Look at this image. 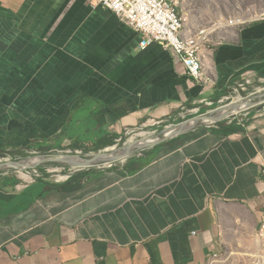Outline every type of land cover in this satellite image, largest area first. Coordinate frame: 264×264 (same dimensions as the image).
<instances>
[{"label": "crops", "instance_id": "obj_1", "mask_svg": "<svg viewBox=\"0 0 264 264\" xmlns=\"http://www.w3.org/2000/svg\"><path fill=\"white\" fill-rule=\"evenodd\" d=\"M139 42L89 0H0V157L58 139L102 151L264 84V19L202 47L203 83ZM119 162L59 182L0 181V264H226L264 242V107Z\"/></svg>", "mask_w": 264, "mask_h": 264}, {"label": "rangeland", "instance_id": "obj_2", "mask_svg": "<svg viewBox=\"0 0 264 264\" xmlns=\"http://www.w3.org/2000/svg\"><path fill=\"white\" fill-rule=\"evenodd\" d=\"M179 3V10L183 15L184 24H190V26H202L201 29L208 30L209 33L213 32V26L228 23L229 20L239 19L243 21L245 24L249 25L253 22L263 20L264 19V0H177ZM187 21V23H186ZM227 26L220 28L217 30L212 37H215L217 33L226 28ZM239 27V26H232ZM185 29V27H184ZM183 35H186L182 32ZM186 37H188L186 35ZM258 97L264 99V84L253 85L251 88H246L243 92H236L232 95L229 100L224 101L222 104L217 105L220 108H223L221 111L226 110L229 111L230 104H233L236 101L243 102L245 100H250L251 102L257 101ZM236 98V99H235ZM264 105L259 108L262 109ZM246 113H250V109L245 112H241L238 114L237 118H241ZM231 118V117H230ZM193 119V118H192ZM192 119H183L177 123H167L161 122L160 125L150 126L148 128L137 129L133 132L125 135L121 141L118 142L116 146H113L102 151L96 152H87L84 150H75L71 149L67 146L66 142H60L59 139L55 141L52 145H48L47 148L43 150H32L22 153H14L13 155H2L0 157V163H20L27 160H30L35 157H46L51 159H57L51 162L41 163L36 168H26L25 170H21L19 168H10L5 167L0 169V181L5 180H17L19 179L22 184H27L35 179L37 176H45L52 182H59L63 179L67 173L70 171L76 170L80 167L74 166L69 163L61 162V157H69V158H81V159H89L90 157L97 154H113L115 151L122 150L130 145V139L134 137V140L142 139L143 137L138 135L140 133H145L144 137H158L161 138L164 131L167 129L166 126L172 125L170 128H175L174 126H178L182 122ZM227 120H223L221 122H225ZM220 122V123H221ZM205 124H197L196 127L205 126ZM145 131V132H144ZM147 132V133H146ZM153 132V133H152ZM139 133V134H138ZM128 139V140H127ZM108 150V151H107ZM78 151L79 153H76ZM111 152V153H110ZM138 151H134L133 154ZM67 154V155H66ZM69 155V156H68ZM115 162H102L95 164L94 167L104 166L108 164H115ZM72 167V168H71ZM40 170L44 174H40ZM28 174V176H27ZM27 176L28 178H25ZM59 180V181H58ZM226 264H264V242L259 245L255 251L241 260V262H232Z\"/></svg>", "mask_w": 264, "mask_h": 264}, {"label": "built area", "instance_id": "obj_3", "mask_svg": "<svg viewBox=\"0 0 264 264\" xmlns=\"http://www.w3.org/2000/svg\"><path fill=\"white\" fill-rule=\"evenodd\" d=\"M95 7H101L112 12L118 20L136 32L140 36L139 47L145 49L150 45H158L165 50L172 51L179 63L185 69L186 75L192 78L198 83H203L204 78L201 71H195L191 68L189 63V54L197 50L199 47H204L212 40L213 34L220 28L213 26V32L206 34H196V31L188 26V29H180L177 27V18H184L179 10V3L177 0H89ZM227 27L239 26L242 27L245 23L239 19L229 20L228 23H224ZM224 26V27H225ZM223 28V27H221ZM174 32H186L188 36V45L177 46L174 43ZM246 86L239 85L234 91L243 92L246 90ZM230 97L223 99L219 104L229 100ZM231 105V104H230ZM229 105V106H230ZM226 106V107H229ZM224 108V107H223ZM223 108L216 107L213 110L199 115V117H205L206 119L216 118L219 112ZM249 110V109H248ZM252 111V109H250ZM191 112H195L191 110ZM228 112L226 116L221 117L214 122H207L205 125L207 128H213L221 121L227 120L231 122L237 119V116L241 112H235L233 110ZM245 112V111H242ZM247 114V113H246ZM231 117V118H230ZM220 118V117H219ZM202 122V123H201ZM199 124H205L203 119ZM159 121H152L150 126L160 125ZM180 124L177 126L179 127ZM146 127V125H145ZM172 125L166 126V129H171ZM175 129L177 128L174 126ZM79 153L78 151H75ZM112 165L97 166L98 169L110 168ZM89 169L78 168L76 170L67 173L63 176V179L69 178L70 175L86 171ZM37 178L44 179L38 175ZM259 179L264 186V167L261 168ZM256 236L264 240V215L260 221Z\"/></svg>", "mask_w": 264, "mask_h": 264}, {"label": "bare ground", "instance_id": "obj_4", "mask_svg": "<svg viewBox=\"0 0 264 264\" xmlns=\"http://www.w3.org/2000/svg\"><path fill=\"white\" fill-rule=\"evenodd\" d=\"M184 22L185 21H184L183 18H177V27H180V29H184V27H185ZM214 26H216V25H214ZM224 26H225V24H219L216 27L221 28V27H224ZM206 33H209V31L208 30H204V29H197L196 30V34H206ZM174 43L177 46L188 45V37H186V35H183L182 32H174ZM201 49H202V47H199L197 50L193 51V53L189 54V63L191 65V68L193 70H195V71H201V61H200V58H199V51ZM249 105H250V100H245L243 102L236 101V102H234L233 104H231L229 106V109L233 110L235 112H242V111L248 110L250 108ZM227 113L228 112H226V110H223V111L219 112V115L216 118L218 119L219 117L220 118L224 117V116L227 115ZM214 118L203 119V122L204 123L214 122L215 121ZM197 123H198V120L197 119H193L190 122H188L186 125H183L181 128L192 127V126L196 125ZM174 132H175V128L167 129L166 131H164L162 136H168V135H170V134H172ZM145 135H146L145 133H140L138 135V137L141 136L143 138L139 139V140H134V137L131 138L130 139L131 143H130V146L128 148H124L122 150L115 151L112 155L97 156V157L93 158L92 162L93 163H102V162L115 161V160L119 159L120 157H123L126 154H129L131 151H134L135 149L141 148V147L145 146L146 144L152 143V142H154V141H156L158 139V137H156V138H154V137H144ZM110 149H111V147H110ZM40 161H42L41 157L32 158L30 160L22 162L20 168L31 167L32 165H34L35 163L40 162ZM60 161L61 162H65V163H70V164L75 165V166L76 165L77 166H82V165L87 164V162L85 160L81 159V158L78 159V158L61 157ZM9 165H11V164L2 165V166H0V169H3L5 167H9ZM27 176H28V174H27ZM27 176H24V177L28 178Z\"/></svg>", "mask_w": 264, "mask_h": 264}, {"label": "water", "instance_id": "obj_5", "mask_svg": "<svg viewBox=\"0 0 264 264\" xmlns=\"http://www.w3.org/2000/svg\"><path fill=\"white\" fill-rule=\"evenodd\" d=\"M264 105V99L262 100L261 99V97H258V100L257 101H254V102H251L250 103V108L249 109H252V110H254V109H259V108H261L262 106ZM193 119H197L198 120V123H200L201 121H202V119H206L205 117H199V116H197V117H195V118H193ZM192 119V120H193ZM215 120H219V119H221V118H214ZM191 120H187V121H185V122H182L181 124H180V126L179 127H177L176 129H175V132L174 133H172V134H170V135H168V136H162L161 138H158L156 141H154V142H152V143H148V144H146L145 146H143V147H141V148H138V149H135L134 151H140V150H143V149H145V148H149V147H153L154 145H157V144H159V143H162V142H164V141H166V140H168V139H170V138H172V137H175V136H177V135H179V134H181V133H183V132H185V131H187V130H189V129H191V128H193V127H195L196 125H194V126H192V127H187V128H181L183 125H186L188 122H190ZM202 123V122H201ZM130 145H128L126 148H128ZM134 151H131L129 154H126L125 156H123V157H120L119 159H117V160H115V161H117V162H119V161H122V160H125V159H127L128 157H130V156H132L133 155V153H134ZM103 155H112V154H107V153H104V154H97V155H94V156H92V157H90L89 159H83V160H85L86 162H87V164H85V165H82V166H78V167H80V168H85V169H90V168H94V166H95V164H97V163H93L92 162V160H93V158H95V157H97V156H103ZM69 158V157H68ZM41 159H42V161H40V162H37V163H35L34 165H32L31 167H28V168H32V167H34V168H36L38 165H40L41 163H46V162H51V161H54V160H57V159H51V158H46V157H44V156H42L41 157ZM78 159H80V158H78ZM115 161H111V162H115ZM21 163L22 162H20V163H5V164H11V165H9V167L10 168H19V169H21V170H25L26 168H20V166H21ZM70 164V163H69ZM2 165H4V164H1L0 163V166H2ZM75 166V165H74ZM77 166V165H76Z\"/></svg>", "mask_w": 264, "mask_h": 264}, {"label": "trees", "instance_id": "obj_6", "mask_svg": "<svg viewBox=\"0 0 264 264\" xmlns=\"http://www.w3.org/2000/svg\"><path fill=\"white\" fill-rule=\"evenodd\" d=\"M40 172H42L41 170H40ZM40 174H44L43 172L42 173H40ZM43 178H47V177H45V176H42ZM38 180H40L41 178H37ZM5 182H11L13 185H15V184H17L19 181H18V179L17 180H5L4 181V183Z\"/></svg>", "mask_w": 264, "mask_h": 264}]
</instances>
